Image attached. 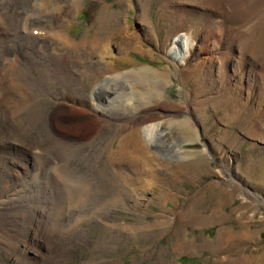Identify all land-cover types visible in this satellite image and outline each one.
<instances>
[{"label": "bare ground", "instance_id": "obj_1", "mask_svg": "<svg viewBox=\"0 0 264 264\" xmlns=\"http://www.w3.org/2000/svg\"><path fill=\"white\" fill-rule=\"evenodd\" d=\"M138 1V24L142 28L151 26L149 19L151 0ZM164 1L170 3L162 5L161 11L163 14L166 13L171 25L165 43L160 48L157 46V49L175 66V72L168 73H161L153 67L143 65H135L125 71L115 68L119 62L132 64L129 55L137 50L130 46L131 42L135 38L137 42H141V32L130 29L127 22L128 10H115L112 9L113 5L102 4L98 16L93 21L92 28L94 27L95 32L90 38L89 35H83V38L80 37L78 40L69 34V30L75 15L82 10L81 0H71L72 4H66L67 0H0V178L2 184L8 179L16 182V186H20L16 193L25 190L26 194H33L27 199L35 201L36 211L42 208L39 209L37 219L32 218L33 228L29 227L21 232L14 225L4 233L11 240H21L24 243L22 246L14 243L15 250L10 255L11 261L15 259V264L18 262L37 264V260L33 259L35 260L33 263L29 260L32 257L28 255L31 250L40 252L41 241L44 250L48 251L42 255L41 263H47L50 258L60 254L64 247V240L59 241V238L73 236L83 224L91 223L94 218L104 227L106 240L99 245L90 239L86 246L81 244L84 239L78 242L70 241L77 242V246L66 245L61 251V257L66 255V260L59 257L52 264H122L119 260L109 259L113 256L117 247L115 241H119L120 235L122 236L120 244L129 248L131 245L132 249L136 248L132 244L135 239L147 237L154 241L152 245H145V248L140 250L143 253V260L152 258L154 264H177L175 259L174 261L165 259L167 248H170L174 257L178 259L188 254L208 252L215 259V264H264V250L260 255H254V258L246 255L249 243L259 236V230L252 232L253 225L246 223L247 220L254 219L259 212L238 210L228 214L217 204V208L204 214L198 208L204 207L202 200L205 194L199 192L187 197L184 208L172 209L171 212L167 210L157 212L153 223L137 225L125 222L124 218L121 222L117 221L110 216L108 202L96 203L92 200L99 191L112 190V195L107 199L116 201V209L133 213L144 212L142 208H146L145 204L137 202L146 198L145 195L150 191L157 190L158 186L160 188L158 196L163 199L164 204L171 202L175 192L173 190L172 193L168 192L162 182L168 181L170 190L175 189L176 184L185 181L179 172L182 166L185 169V176L189 179V173L194 169L195 155L180 146H176L173 151L161 153L156 150L161 146L156 139L164 140L166 135L162 128L167 129V134H172L174 127L179 126L188 134L191 141L195 140L191 137L198 136L197 130L200 127L195 119L197 110L189 101L197 102L200 114L199 105L204 104L200 97L208 86L212 88L221 86L222 83L227 87L233 84L224 96L223 106L228 110L226 114L222 111L226 117L224 125L229 126L233 121L239 120L243 124L241 127L243 132L240 128V134H243L244 138L258 136L264 140V0ZM197 5L202 6V9ZM128 6L130 7L129 4ZM142 31L145 39L149 38V31L146 28ZM14 40L20 44L18 47ZM119 41L122 43L119 44ZM117 44L120 51L116 53L113 48ZM224 50L226 53L223 54ZM222 54L225 57H222ZM233 54L239 57V67L234 69L240 72L237 81L236 73L228 77L229 70L234 68ZM217 59L223 60L221 68L216 65ZM24 60L29 62L25 67ZM37 73L44 80L43 86L33 82L35 77L38 79ZM172 75L179 80L183 91L186 92L185 103L188 105L189 113L193 115L191 121L167 119L157 121L153 125H146V122L138 126L133 124L132 121L136 120L142 109L159 104L168 97L167 89L173 82ZM186 75L193 87L191 90L183 85L182 81ZM87 80L95 81L84 91L83 82ZM232 90L236 92L230 93ZM45 92L48 94H44ZM46 101H50L51 105L46 104ZM56 109L65 111L68 109V112L61 114ZM133 113L138 114L136 118L131 115ZM56 116L62 121L64 128L55 124ZM89 118L111 127L118 126L116 130L119 132L111 141L106 142H103V139L95 142L96 139H100L102 133L93 134L84 145L80 142L79 144L69 142L70 138H60L65 136L57 130L65 128L77 133L86 132L90 127L82 123ZM120 118L125 120L122 122ZM77 119L82 120L77 122L79 121ZM202 128L201 133H204ZM208 144L211 146L214 141ZM28 152L34 158V166L26 176H22L24 171L18 170L17 167L16 172L22 178H32L33 182L29 180L18 182V177L10 173V165L17 159L29 163ZM75 152L78 156L75 164H71ZM197 154L205 157L203 151ZM227 154L222 153L221 158ZM103 157L105 160L102 161ZM229 161L233 170L236 169L237 165L233 160ZM126 163H130L133 169H136V174L135 171L125 170ZM50 164H56L53 171L54 173L58 171V178L55 180L51 175ZM82 165H88V168L85 169ZM161 165L170 169L171 177L165 178L160 175L155 167ZM229 172L232 174V171ZM236 175L240 186L242 184L245 188L241 186L243 192L256 200L253 202L261 207L264 200L252 194L250 184H243L244 178ZM115 178L118 180H114ZM41 187L46 189L45 193L40 195ZM12 191L13 189L9 188L1 189L0 196L7 193L9 198H12L16 195L12 194ZM62 192L66 194L69 205L74 207V210L69 212L72 214L71 218L75 216L73 221L71 218L63 219L66 202L61 201ZM236 193L241 192L233 191L231 194ZM45 194L47 196H44ZM52 195H57V200L53 201ZM153 196L155 198L154 194ZM86 199L92 200L93 205L83 204V200ZM131 199L136 202H132ZM225 199L233 198L230 196ZM225 199L220 197L218 200L226 202ZM20 201V198L11 199L8 203L3 201L0 207L6 205L13 210L21 207L18 205ZM242 201L243 204L246 203L244 198ZM129 202L132 203L131 206ZM14 203L17 206L13 207ZM88 207L92 209L88 210ZM23 210L24 208L22 216L25 215ZM46 215L48 216L45 218ZM259 215L258 218L264 220V214ZM234 216L244 221V224L240 225V231L226 225V221ZM26 221L24 218L23 227ZM210 225L219 226L214 238L203 236L199 243L194 236L188 238L189 227L202 230ZM157 231L159 233H156ZM169 233L175 238L169 247H158L156 243L159 239ZM11 240L0 235L3 244ZM87 246L98 255L82 257L80 260L73 258L76 247L81 249ZM71 256L73 260L70 259L69 262Z\"/></svg>", "mask_w": 264, "mask_h": 264}, {"label": "rangeland", "instance_id": "obj_2", "mask_svg": "<svg viewBox=\"0 0 264 264\" xmlns=\"http://www.w3.org/2000/svg\"><path fill=\"white\" fill-rule=\"evenodd\" d=\"M81 1L83 5L82 10L78 14L75 15L74 22L72 23L71 29L69 30L70 32L68 31L72 37L80 40L81 39L80 37L83 38V35L84 36L89 35V38L92 36V34L95 32L94 27L92 28V26L94 25L93 21L95 20L96 16H98V12L102 4L103 5L106 4L110 6L113 5L112 9H115V10H128L127 22L130 26V29L133 28L132 30H136V31L138 30L139 32H141L140 33L141 42H137L136 38L133 39V41L131 42L130 46L135 47V50H137V51H134V53L132 52L129 55V58L132 60V64L129 62H119L117 63V65H115V68L122 69L123 71H125L127 69H132L135 65H143V66L153 67L154 69L160 71L161 73L175 72L176 69H175V66L172 64V62H170L157 49V46L160 48L165 43L166 35L168 34L169 26L171 25L170 19L167 17V15H165L166 13L163 14V12L161 11L162 5L169 4L170 2H166L164 0H151L150 4L152 7L150 6V10H149V19L151 20V26L147 25L149 28L147 26L146 27L144 26V28H146V30L149 31V38L145 39L144 33H143L144 31H142L144 30V28H142V26L138 24V16H139L138 8H137L139 4L138 0H127V1L101 0V2L100 1L98 2V0L97 1L81 0ZM115 2L117 3L114 4ZM188 3H190L191 5L194 4L193 2H188ZM66 4H72L71 0H67ZM128 4L130 5V7L128 6ZM197 6L200 9H202V6H199V5ZM168 14L170 13L168 12ZM181 14L182 13H180V15ZM175 27H176V30H178V24H176ZM117 39L121 40L119 37ZM156 40L158 41L159 44L156 43ZM118 43L120 44L122 43V41H119ZM14 44L16 45V47L20 45L19 43L15 42V40H14ZM113 49L115 50L114 52L116 53L120 51L118 49V44L114 45ZM218 51L219 50H217V52ZM224 52L226 53L225 50L223 51V54ZM223 54H222V57H225L223 56ZM218 56L221 58L220 55ZM233 58L234 59L232 60V63H233L234 68H231L229 70L228 77L230 74L236 73L235 81H237L239 78L237 76L240 74V72L234 69H237L239 67L238 66L239 57L236 56V54H233ZM27 63L29 62L24 60L23 67H25V64L27 65ZM38 63H41V62H38ZM216 65L218 68L219 67L221 68L223 66V60L217 59ZM37 75H38V79L37 77H35L34 79L35 81L33 80V82L37 83L36 85L42 84L41 86H43L44 80L42 79V77L39 76L38 73ZM185 77L186 78L183 77L184 78V81H182L183 85L187 89L191 90L193 87L190 84L189 80L187 79L188 76L186 75ZM172 80L173 82L168 86V89H167L168 97L159 104L151 105L146 109H142L141 113H139V115L137 114L138 116L135 115L134 113L131 114L132 116H135V118L137 116L136 120L134 119L135 121H132L133 124L138 126L146 122V125H153L157 123V121H165L167 119L168 120L173 119L175 121H181V120L191 121V117H193V115L191 116V114L188 111V105L185 103L186 92L183 91L184 89H182L181 83L174 75H172ZM94 81L95 80L84 81L83 82L85 84L84 91L87 89L90 83L91 82L93 83ZM226 81H228V78L226 79ZM232 86L226 87V86H223L222 83H221V86L218 85L212 88L208 86V88L204 90L205 95L201 90L202 96L200 97L201 98L200 101H203L204 104H202V106L199 105L200 114L198 112L197 102H194L192 100L189 101L191 106L197 110V116L195 113V119H196V124L200 127L197 130L198 136L196 138L191 137V139L193 140L195 139L194 141H191L190 138L188 137V134L179 126L174 127L175 130H173L172 134H167L168 132L167 129L165 127L162 128L164 134L166 135L163 138L164 140L156 139L157 143L161 145L158 148L156 147L157 148L156 150L160 151L161 153L163 151H166V152L173 151L176 148V146H180V147L186 148L187 150L192 152L191 154L195 155L193 156L194 157V164H193L194 169H193V172L189 173L190 174L189 179L185 176L184 174L185 169L182 166L180 167L179 172L182 174V177L183 179H185V181L176 184L175 189H171V190H170V184L168 181L162 182L163 186L166 188L168 192L170 191L172 193V190L175 192L174 195L171 197L173 203L172 201L171 202L169 201L167 205L164 204V202L162 201L163 199L158 196V188H159L158 186H156L157 190L150 191L148 194L145 195L146 198L144 199L140 198L142 201L139 200L137 202L138 204L140 203L142 205L145 204L146 208H142L145 213L142 211L141 212L139 211V213L138 212L133 213V211H124V210L116 209L115 208L116 201L107 199L108 197L112 195V190L104 191V192L99 191L98 194L92 200L95 201L96 203H100L99 201L108 202L110 205V209H111L110 216L116 218L117 221L119 222H121V220L124 218L126 220L125 222H128V223L132 222L134 224H137V223L145 224L146 222H147L146 224L153 223V221H155V214L157 212H160L163 210H167L171 212L175 209L179 210L181 208H184L188 200L187 197L189 198L191 196H194L196 193H199V192H203V194H205V197L203 196L202 201L204 203L203 208L206 211H204L203 208H200V209L198 208V210H201L204 214H208L210 210L217 208L218 207L217 204H219L222 207L221 210H224V212L228 214H231L232 211H238V210H240L239 212H259V213L264 214V204H262L261 207H258L257 204L253 202V201L256 202V200H253L251 196L248 197L246 193L243 192V189H242L243 185L241 184L242 186L241 187L239 184L240 182L235 178L237 177V175L235 176V174H239L240 178H244L243 180L245 182L243 184H246V183L250 184L249 186L252 189V194H254L255 196L261 197L262 201L264 200V140L258 136H253L251 138L250 137L244 138L245 136L242 134L244 136L243 137L240 134V128L243 126V124L240 123L239 120L233 121L229 126L227 124L224 125V122H223V121L226 122V117L224 116L226 114V111H228L226 109L227 107L223 106L224 96L227 93L228 89L232 88ZM43 90H46V88H43ZM49 91L51 90L49 89ZM47 92H45L44 94H48ZM231 92L235 93L236 91L232 90L230 91V93ZM218 97L220 98L222 97L223 99L222 98L220 99ZM46 104L51 105V102L46 101ZM212 108L214 109L212 110ZM56 110H59L61 114L66 113V111L68 112V109H66V111L63 109L62 110L56 109ZM229 112L231 113V111ZM56 117L54 118L55 124L62 128L63 127L61 123L62 121L59 119L58 116ZM77 120H79L77 122H80L82 119H77ZM124 120L122 119V122ZM84 121L85 122H83L82 124H86L87 126L90 127V129L86 130V132L77 133L68 128L67 129L65 128L62 130H57L58 133L65 136V137H60V138L61 139L70 138L68 140L69 142L72 141L75 144H79L80 142L82 143V145H84L85 141L89 139V137L93 134L102 133L100 139H96L95 142H99L102 139H103V142H106L107 140L111 141L113 139V136L119 132V130H116L118 129V126L111 127V125H105L99 120L92 121V119L89 118V120L85 119ZM132 122H130V124H132ZM193 123L194 121H192V124ZM201 127H203L202 132L204 133H201ZM248 127L249 126H247V128ZM193 128L195 129L194 126ZM241 131H242V128H241ZM237 137L239 139L236 140ZM212 141H214V144L210 146L208 143ZM228 142H230V144ZM228 145L230 146L228 147ZM233 145L234 147H232ZM199 151H203L205 154V157H202L199 154H197ZM222 153H228V154L225 157L221 158ZM28 154L30 158L29 163L23 162L17 159V161H15L13 164L10 165V173L18 177V180H17L18 182H21L24 180H29L30 182H33L32 178L31 179H28L27 177L22 178V176H26L27 173L31 171V167L34 166V162H33L34 158L31 153L28 152ZM77 156H78V153L75 152L74 157L71 160V164H75V160L77 159ZM229 159H232L234 164L237 165L236 169L234 168L233 170L232 166L230 165L231 162L229 161ZM103 160H105V157L102 158V161ZM51 161H52V158H51ZM7 163L8 162H6V164ZM162 163L165 164L164 162ZM126 164H127V167L125 166V168L127 169L125 170L128 171L129 169L130 171H133V172L136 170V169L135 170L133 169L130 163H126ZM16 167L18 168V170L24 171V174L21 177L17 175ZM50 167H51V175L53 179L55 180L56 178H58L57 176L58 171H55V173L53 171V168L55 169L56 164H52V165L50 164ZM82 167L86 169L88 168V165L87 166L82 165ZM43 168L45 169V167ZM155 168L160 172V175L162 177H165V178L171 177V171L168 167L161 165ZM47 169H48V166H47ZM229 171H232V174H230ZM78 172L81 173V171H78ZM136 172L137 171H135L134 173L136 174ZM114 180H118V179L115 178ZM4 182L5 183L2 184V178H0V185L2 186V187L0 186V193H1V189L9 188L10 190L13 189V191L11 192L13 194V193H16L15 191H18V189L20 188V186H16V182H12L9 179L7 180V182L6 181ZM230 188H232V190H230ZM45 189L46 187L45 188L41 187L39 190L40 191L39 194L41 195L45 193ZM233 191L235 192L240 191L241 193L231 194ZM153 194L155 195V198ZM28 196H33V194H26L25 190H21V192H17L16 195L12 198H9V194L7 193H4L3 195L0 196L2 197V199L0 200V203L3 201H7L6 203H8L9 200L16 199V198L21 199V201L18 202V205L21 207H17L15 209L12 208L13 210L9 209V207H7L6 205L4 206L2 205L0 207V208L2 207L4 208V209H0V235H2L4 238L11 240L10 238L6 237L5 236L6 234L4 233L7 231L8 228L12 229L13 228L12 226L14 225L21 232H24L25 229H28L29 227H32V228L34 227V224L32 223V218L37 219V217L39 216L38 215V212L40 211L39 209H42V208H38V211H36L37 205L35 201L33 199L29 201L27 199ZM44 196H47V194H45ZM44 196H41V197H44ZM52 196H53L52 197L53 201L57 200V195H52ZM61 196H62L61 201L66 202V206L63 211L64 212L63 219L66 220V219L71 218L72 214H70L69 212L74 210V207L69 205V200L66 198V194L63 193ZM230 196L233 198L232 200L225 199V197H230ZM220 197H223L226 200V202H219L218 199ZM242 198L245 199L246 201L245 204H243ZM92 200L90 199L83 200V204H87L86 206L88 205L92 206L93 205ZM131 200L132 202H136L134 201V199H131ZM122 202L123 201H121V204L123 205L124 203ZM15 204L16 203L13 204V207L17 206ZM40 204L42 205V203ZM129 204L130 206L132 205L131 202H129ZM22 208H24L23 210V213L25 214L24 216L21 215ZM88 208H89L88 210L92 209V207H88ZM259 213H257L256 217L252 219L251 221L247 220V223H246V224L253 225L252 232L256 229L259 230V236L257 235L255 240L249 243L248 245L249 250L246 251V255L252 258H254V255H260L261 251L264 250V220H261L258 218L260 216ZM47 216L48 215H46L45 218ZM61 216H62V213H61ZM24 218H26L27 220L25 227L22 226V222L24 221ZM74 219H75V216L71 218V221H73ZM61 220H62V217H61ZM241 224H244V221H240L239 218L236 216L231 217L226 221V225L228 227H231L232 229L237 230V231H240ZM211 226L212 225L204 228L205 230L204 229L200 230V229H195L194 227H191V228L189 227L188 228V233H189L188 238L191 239V237L193 238L194 236L196 237L198 243L200 241V238L203 236L214 238L217 235L219 226L218 225H215V226L213 225L212 227ZM156 233H159V232L157 231ZM105 235H106V232H105L104 227L101 225V223H98V219L94 218V220H92L91 223L83 224L81 228L77 230L73 236L69 238H66V237L59 238V241L64 240L63 241L64 247L61 249V251H63V249L66 248V245L67 246H77L76 243L78 242V240H81V239H84L86 241V243L85 241L81 242V244H85V246L91 240L94 242V244L99 243V245H101L103 240L104 241L106 240ZM121 239H122V236L120 235L119 241L118 240L115 241L117 247L114 250L113 256L109 257V259L113 258L114 260H119L120 262H122V264H131V263L133 264H148V263L154 264L152 258H150L151 260L150 259L143 260L144 259V257L142 256L143 253L142 251H140L145 248V245L146 246L147 245L150 246V244L152 245L154 241L152 242L151 239H148L147 237L135 239L133 243L132 242L131 243L133 244V246H136V248L132 249L131 245L129 248L127 246L124 247L122 243L120 244ZM174 239L175 238L173 237V235L169 233V234H166V236H164L163 238L159 239V241L156 244L158 245V247L160 246L169 247L170 243ZM70 241H77V242H70ZM14 243H17L20 246L24 245V243L21 240L16 241L15 239H13L9 243L5 242V244H3L0 241V264H15L16 263L15 259L11 261L12 256L10 255L15 250L13 248ZM78 248L79 247L75 248V254H74L75 256L72 255L74 256L73 258L75 259L80 260L83 258H90L92 256L94 257L95 255H98L97 253L94 254L91 250H89L88 246L86 248H81V249H78ZM44 249L45 247L43 248L42 241H41V245L39 248L40 252L37 253L31 250L28 256L30 258L32 257V259H29V260L34 263L35 260L33 259H36L37 264H42L41 263L42 255L48 252V251H45ZM61 251H60V254H56L54 258H50L48 262L45 264H52L53 261L57 260L59 257L61 258V260L63 259L66 260V255H64V257H61L62 255ZM150 254L151 252L148 255ZM207 254L208 252L200 253L198 255L192 254L193 257L191 254H188L178 259V257H174L175 255L173 251L170 250V248H167V254H165L164 257L166 256L165 259L169 261H174L175 259V262L177 264H215L214 263L215 259L212 257V255L210 254L207 255ZM72 256L71 258L69 257V262H70V259L73 260Z\"/></svg>", "mask_w": 264, "mask_h": 264}]
</instances>
